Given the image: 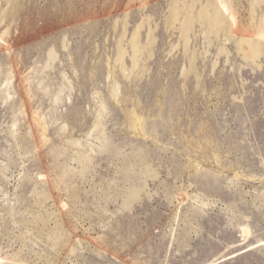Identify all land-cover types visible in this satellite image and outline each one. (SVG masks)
Masks as SVG:
<instances>
[{"label":"rangeland","instance_id":"obj_1","mask_svg":"<svg viewBox=\"0 0 264 264\" xmlns=\"http://www.w3.org/2000/svg\"><path fill=\"white\" fill-rule=\"evenodd\" d=\"M213 2L0 0V264H264V55Z\"/></svg>","mask_w":264,"mask_h":264},{"label":"bare ground","instance_id":"obj_2","mask_svg":"<svg viewBox=\"0 0 264 264\" xmlns=\"http://www.w3.org/2000/svg\"><path fill=\"white\" fill-rule=\"evenodd\" d=\"M210 10L212 11L210 12ZM177 11L178 9L177 10L174 9L172 12V20L174 21L178 20ZM194 20H199L198 22L201 24L200 26H202L203 29L204 28L214 29L218 27H224L225 31L228 32L230 39L234 41V43L237 45L238 55L247 63H252L253 67L255 66L257 68H260L258 67V60L260 59L261 56L264 55V19H262L261 21V26L259 30V40L246 39V37H242L240 39L239 35H240V31L242 32V30L237 26L235 19L230 15H228L225 6H223V4L218 2V0L217 2H213L212 4L209 3L207 6H203L201 10L197 13V16L194 18ZM192 24L193 22H187V21H184L181 24L182 32H183L182 37L183 39H185V42L187 44H189L190 41L189 33L191 31ZM138 30L139 28L137 29V31ZM137 31L135 32V34L133 35L130 41L131 54H132L130 61L132 65L136 64V57L140 51L139 45L136 42ZM138 32H140V30ZM225 51L227 52V50ZM220 54H224L223 49L220 50ZM124 55H125L124 52L120 50L118 56L119 62L122 61ZM53 60H54V52H50L49 61H53ZM49 66L50 65H48V68ZM130 198L131 200L137 199V196L131 195ZM50 237L54 238L55 232Z\"/></svg>","mask_w":264,"mask_h":264}]
</instances>
